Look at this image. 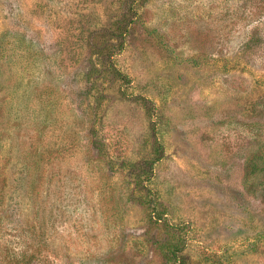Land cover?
<instances>
[{
    "label": "rangeland",
    "instance_id": "1",
    "mask_svg": "<svg viewBox=\"0 0 264 264\" xmlns=\"http://www.w3.org/2000/svg\"><path fill=\"white\" fill-rule=\"evenodd\" d=\"M14 252L264 264V0H0Z\"/></svg>",
    "mask_w": 264,
    "mask_h": 264
},
{
    "label": "trees",
    "instance_id": "2",
    "mask_svg": "<svg viewBox=\"0 0 264 264\" xmlns=\"http://www.w3.org/2000/svg\"><path fill=\"white\" fill-rule=\"evenodd\" d=\"M96 46H97V44H96V43H93L91 47H95V49H96V48L98 47V46H97V47H96ZM12 255H13V256H12ZM12 255H11V257H13V259H15V258L17 257L14 261H15L17 264H21V262H20L21 260L19 259V257H21L22 254H18V253H15V252H14ZM23 255H24V254H23ZM22 257H23V256H22Z\"/></svg>",
    "mask_w": 264,
    "mask_h": 264
}]
</instances>
